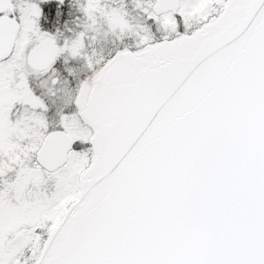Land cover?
<instances>
[{"label":"snow or ice","instance_id":"6c2138e0","mask_svg":"<svg viewBox=\"0 0 264 264\" xmlns=\"http://www.w3.org/2000/svg\"><path fill=\"white\" fill-rule=\"evenodd\" d=\"M261 37L264 0H0V264H264V133L227 119L141 226L164 246L107 241L144 119Z\"/></svg>","mask_w":264,"mask_h":264},{"label":"water","instance_id":"95a60500","mask_svg":"<svg viewBox=\"0 0 264 264\" xmlns=\"http://www.w3.org/2000/svg\"><path fill=\"white\" fill-rule=\"evenodd\" d=\"M222 119L231 121L242 135L264 133V37L250 42L163 118L144 119L140 157L114 193L116 214L109 243L129 247L137 256L151 255L164 246L161 224L153 222L143 230L141 226L170 196L208 123Z\"/></svg>","mask_w":264,"mask_h":264}]
</instances>
